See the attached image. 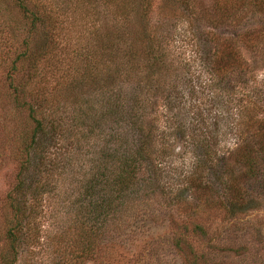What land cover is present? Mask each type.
Segmentation results:
<instances>
[{
  "label": "rangeland",
  "instance_id": "1",
  "mask_svg": "<svg viewBox=\"0 0 264 264\" xmlns=\"http://www.w3.org/2000/svg\"><path fill=\"white\" fill-rule=\"evenodd\" d=\"M47 3L57 21L52 30L51 54H43L45 57L40 58L39 69L30 80L28 76L32 73L26 62L15 60L19 43L27 35V26H23L21 15L12 0H0V17L11 26L17 24L14 29V47L4 44L3 40L0 42V247L4 245L5 219L10 212L7 197L16 185L20 169V143L35 127L28 110L17 105L18 101L10 87L12 78L13 85L25 88L22 99L35 106L37 116L43 118L45 127L40 135L44 154L42 158L37 157L39 163L35 167L39 171L37 176L41 178L44 198L42 210L38 213L42 221L39 230L42 247L35 253L37 264L48 262L46 258L49 253L50 256L56 255L58 244L62 247L58 259L64 257L73 261V256L80 255L78 264H264V166L255 178L245 176L237 161L229 162L227 167L231 169L221 172L223 168L226 169V165L223 166L225 157L234 152L237 143L229 132V125L222 121L214 132L218 140L217 159L205 163L211 166V170L208 171L206 165L202 168V175L207 172L208 178L189 179L185 184L184 177L189 178L196 172L194 164L201 155L193 149L195 144L191 140L171 134L168 141L155 144L156 149L165 147L173 150L172 157L166 156L164 163L159 165L161 178L156 176L150 180L141 174L139 182L123 194L125 209L121 206L111 208L112 212L107 216L112 223L109 226L116 224L110 217H119L123 224L122 230H119L121 233L116 232L114 237H110L111 242L97 245L89 231H80L79 225L73 223L79 207L83 206L87 212L90 209L87 201L96 198H90L95 189L87 188L86 184L93 173V161L100 157L95 153L97 147L99 150L100 147L102 150L107 148L104 139L98 136L99 131L108 128L105 120L97 121L102 103L95 95V92L100 91L104 104L108 97L105 92L108 80H105V75L97 81L81 77V57L93 46V40L97 39H94V31L99 30L101 34L117 31L124 28V21L114 14L112 4L104 0H47ZM151 3L148 16L138 14L139 4L137 13L131 11L127 28L137 24L147 25L151 34L157 30L158 39L164 32L168 38L161 50L166 51L159 53L166 55L169 52L174 60L171 66L179 68L178 77L175 78L177 81L173 82L178 86L177 89L166 94H163L162 89L149 93L148 111L153 114L151 119L155 121L154 126L159 131L157 134H161L167 117L180 112L181 106L186 109L180 100L183 83L194 74L189 72L188 63L183 65L189 50L183 52L180 46H185V43L177 41V38L181 29L190 28L196 23L197 13L194 10L189 13L186 5L178 0H152ZM48 28L46 25L45 30ZM29 42L35 55L38 51L43 53L45 49L49 50L37 37H31ZM246 43L239 47L238 56L249 67L245 79L230 92L237 99L247 95L254 105L257 118L263 119L264 42L256 44V41L249 40ZM141 58L149 63L152 61L143 55ZM13 64L16 66L15 71H12ZM154 72L159 76V72ZM222 93L218 107L223 115L229 94ZM171 100L176 101L168 106L173 102ZM162 184L165 186V196L147 195L151 187H160ZM226 186L229 191L225 189ZM204 197L208 200H204ZM214 199H224L233 211L217 205ZM179 202L188 203L185 206L188 212L180 210ZM107 211L101 214L105 215ZM169 214L183 219H177L178 223L171 225ZM58 222L65 225L61 228L64 232L55 227ZM194 223L205 228V237L194 232ZM183 224H188L186 240L194 248L190 247L192 251H189L183 246L187 252L185 259L171 246L174 232L184 233L181 228Z\"/></svg>",
  "mask_w": 264,
  "mask_h": 264
},
{
  "label": "trees",
  "instance_id": "2",
  "mask_svg": "<svg viewBox=\"0 0 264 264\" xmlns=\"http://www.w3.org/2000/svg\"><path fill=\"white\" fill-rule=\"evenodd\" d=\"M12 1L21 15L23 26H27V35L19 43L20 46L16 47L19 50L16 52L15 60L20 63L26 62L28 70L32 73L28 78L32 80V75L34 77V73L39 69L40 58L45 57L43 54L48 56L51 54L52 30L57 23L56 16L50 10L47 0ZM104 1L112 4L114 14L124 21L122 25L124 28L104 34H101L99 30L94 31V39L96 37L97 39L93 40L95 42L91 48L88 45L90 49L81 57L83 64L79 69L81 77L97 81L105 75V80H108L107 91L104 90L108 93V97L104 104L103 95L98 90L95 92L102 103L97 121L105 120L108 123V128L100 130L98 136L104 139L107 148L102 150L100 147V152L99 146L97 147L95 153L100 157L93 161V173L86 184L87 188L95 189L90 194V198H96L87 201L90 205L87 212L83 206H80L73 218V223L79 225L80 231L91 233L97 245L102 242H111L110 237H114L118 232L121 233L119 230H122L123 224L119 217H110L116 222L113 224L115 227L109 226L111 222L107 216L112 209L118 206L123 207L125 201L123 194L139 182L141 174L146 175V178L150 180L156 176L161 178L159 165L164 163L166 156L172 157L173 150L165 147L156 149L155 144L168 141L171 134L181 139L191 140L195 144L193 149L196 152L199 151L201 155L194 164L196 172L189 178L184 177L185 184L189 179L208 178L207 172L203 175L202 173L205 165L208 167L206 162L217 159L218 140L214 132L215 127L222 122L229 125V132L237 143L234 152L225 157L223 166L226 165V169L223 168L221 172L231 169L227 167L229 162L237 161L241 167L240 171L245 176L255 178L264 166V118H257L254 105L247 95H241L237 99L234 93L230 92L245 79L244 76L249 67V65L245 66L243 58L238 56L239 47L247 44L249 40L256 41V44L259 41L264 42V0H208L207 2L178 0L186 5L189 13L193 10L197 13L195 25L193 23L192 27L181 29L177 38V41L181 40L185 43V46H180L183 52L189 50L187 60L182 61L183 65L189 64L188 70L194 75L187 79L189 81L185 79V84L183 83L184 89L180 100L186 109L181 106V114L176 112L168 116L163 123L164 130H161V134H157L159 131L154 126L155 121L151 119L153 114H149L148 111L149 93L162 89L163 94H166L178 88L173 82L177 81L175 78L178 77L179 68L171 66L174 60L171 59L169 52L166 55L159 53L166 51L161 49L168 37L166 38V34L162 32L161 37L156 38L157 30L151 34L150 27L147 25L137 24L127 28L131 11L137 13L139 4L138 14L148 16L152 0ZM46 25L49 27L48 30H45ZM16 27L17 24L11 26L6 19L0 17V42L3 40L4 44L14 47ZM33 36L37 37L49 50L45 49L43 53L38 51L35 55L29 42ZM141 55L151 58L152 61L146 62ZM254 67L256 66L252 68ZM15 70L16 66L13 64L12 71ZM153 70L159 72V76ZM10 87L18 101L17 105L28 110V116L35 123V127L31 134L23 138L20 143V169L17 173L16 185L7 197L10 212L5 219L4 245L0 247V264H37L35 253L42 247L39 236L42 221L38 213L42 210L44 198L40 186L41 178L37 176L39 171L35 167L39 163L37 157L42 158L44 154H42L40 135L45 127L43 118L37 116L35 106L22 99L25 88L22 85H13L12 78H10ZM222 92L229 94L225 100L227 107L223 115L221 108L218 107ZM171 101L173 102H170L168 106L173 105L176 100ZM232 104L234 106L229 107ZM174 151H176L175 148ZM36 159L38 161L35 162ZM210 167L207 168L208 171L211 170ZM164 189V184L160 187H151L147 195L165 196ZM225 189L230 190L227 186ZM226 197L231 201L228 196ZM205 199L208 200L204 197ZM214 200L217 205L220 204L227 207L229 211H233L231 205H227L224 199ZM162 202L165 204L164 201ZM169 203L171 202H167ZM187 204V202L181 203L180 210L188 212L185 207ZM106 209L108 211L102 215L101 213ZM169 215L171 225L177 224V219H183L177 215ZM101 216L105 217L100 218ZM101 220L105 221L101 222ZM187 225L183 224L181 227L184 233H178L176 230L171 240V246L183 254L184 259L187 257V252L183 246L185 245L189 251H192L190 247L193 248L186 240ZM56 226L61 229L65 225L58 222ZM193 230L203 237L207 234L205 228L199 223H194ZM58 245L56 255L50 256L51 253H49L46 258V260L49 259L48 262L78 264L80 255L73 256L75 258L73 261L64 257L58 259L62 253L61 244ZM48 248L51 252L52 248L50 246Z\"/></svg>",
  "mask_w": 264,
  "mask_h": 264
}]
</instances>
